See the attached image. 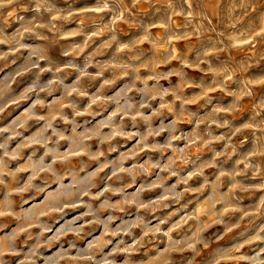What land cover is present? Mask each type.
<instances>
[{"label":"clouds","instance_id":"obj_1","mask_svg":"<svg viewBox=\"0 0 264 264\" xmlns=\"http://www.w3.org/2000/svg\"><path fill=\"white\" fill-rule=\"evenodd\" d=\"M144 4L155 8L148 18L134 11ZM29 9L36 15L20 14ZM121 25L134 31L125 38ZM74 36L83 39L60 46L64 62L52 59V44ZM32 37L36 42H25ZM0 45H7L0 72L17 64L9 57L27 53L0 77V116L32 100L0 127V264H118L120 255V264H197L205 249L200 264H264V223L251 233L244 224L264 208V194L255 208L244 196L264 193V95L255 92L264 72L250 71L264 62V0H95L81 8L68 0H0ZM33 70V81L14 94L16 79ZM44 73L48 79L40 80ZM214 91L231 99L214 103ZM200 100L207 111L191 107ZM246 107L247 118L237 122ZM32 120L43 123L25 136ZM193 146L210 155L202 158ZM14 160L21 162L12 168ZM213 225L221 229L205 235ZM237 229L230 246L213 247ZM253 245L251 255L244 252ZM54 247L51 255L41 251ZM141 249L144 258L133 260ZM176 253L191 255L177 261Z\"/></svg>","mask_w":264,"mask_h":264},{"label":"rangeland","instance_id":"obj_2","mask_svg":"<svg viewBox=\"0 0 264 264\" xmlns=\"http://www.w3.org/2000/svg\"><path fill=\"white\" fill-rule=\"evenodd\" d=\"M68 2L73 3L74 7H76V8H81L84 5L93 4L95 2V0H68ZM56 3H57V6H62V5L65 4V0H56ZM156 7H160V8L163 9L164 5L163 4H159V5H156ZM219 7L222 9L224 7L223 3H221L219 5ZM134 11H138L140 15L144 16L145 18H148V17L152 16L153 12L155 11V8L153 6H151V5L144 4L142 6H138V9H136ZM20 14L24 15L26 18H31V17L36 15V13H34L31 9H29L28 12H21ZM75 23H76L75 21H72L70 25H66L65 27L66 28L67 27H74ZM90 23H92V21L87 20V19L85 20V24L86 25L90 24ZM17 27H18V24L13 22L11 27L8 29V33L9 34L12 33L13 30L15 28H17ZM133 31H134V29H129L127 25H121V34L125 38ZM82 39H83L82 36H74V37H70L67 40H61L58 43L52 44L51 48L49 49L50 54H51V58L62 64L64 62L65 58H63V57H61L59 55L60 46L61 45L71 44L74 41L78 42V41H81ZM25 42L33 43V42H36V41H35V38L32 37L31 39L26 38ZM98 42L99 41H97V43ZM41 43H47V42H41ZM182 43L183 42H181V44ZM145 46L147 47V45H145ZM245 47H250V46L246 45ZM6 48H7V45H0V49H6ZM91 50L92 49L89 48L84 53V55L86 56L88 54V52H90ZM241 54H243V53H241ZM26 55H27V53L25 52L23 54L17 53L16 56L9 57V59H16L17 60V64L16 65H10L8 68H5L3 72H0V77H3L5 73L12 71V69L17 67V65L22 64L24 62V56H26ZM79 59L83 60V56H81ZM46 63H47L46 61L41 62V67H44ZM35 71H37V70H33V72H28L25 75L20 76V77H18L16 79L15 84L12 85V90H13L14 94H18V93L22 92L25 89V87L33 81V79L35 78V76H34ZM90 71H95V69H90ZM250 71L251 72H264V62H261V64L259 66H257V67H253ZM49 75H50V73H44L42 76H40V80L48 79ZM74 75H75L74 73L69 75L68 82H71V80L74 78ZM193 75L198 78L200 76V73H193ZM173 79L175 80L176 78H173ZM97 83H98V81H93L92 82V88L93 89H94V87H95V85ZM232 87H234V85H232ZM188 91L191 92V91H193V89H189ZM255 92H256V96L264 95V85L255 86ZM42 95H46V94H42ZM55 95H58V93H55ZM210 95L213 97V102L214 103L223 102V103L226 104L231 99V97H229L224 91H214V92L210 93ZM49 99H51V98L49 97ZM31 103H32V100L29 99V100L21 101L20 104L10 107L2 116H0V127H3L4 125H6V124L10 123L12 120H14L16 117L20 116V114L23 113L24 110L26 108H28V106ZM202 104H204V100H200L199 103L194 104L191 107L193 109H200L201 112L207 111V109H201L200 108V106ZM46 111H47L46 109H37L38 113H44ZM247 115H248V107L245 108L244 112L237 114V122H239L240 119L247 118ZM86 118L87 119H91V117H86ZM170 118H171V114H169V119ZM229 118H231V117H229ZM41 123H43V122H37L35 120L29 121L28 130L24 132V135L25 136H29L32 132H34L36 130V128L39 127V125ZM57 123H59V121H57ZM180 127L182 129H184V130H190L192 125L190 123H181ZM21 131H23V130H21ZM215 131H216L217 134H220L221 132H225L227 130L226 129H216ZM243 135L244 136H248L249 138L251 137V133L250 132H245ZM158 139H160L162 141L163 137H160ZM239 139H241V137H237V140H239ZM18 141H19V138H17L16 140H13L12 143H11V148H15L17 143H18ZM250 142H251V140L249 139V144H250ZM93 143H95V142H93ZM125 143L128 146H131L132 144L135 143V141L134 140H129V141H126ZM249 144H245L243 147L246 149V148L249 147ZM214 147H216L217 150H220L223 147V144L222 143L221 144H216V145H214ZM193 150H194V152L196 154L201 155L202 158H207L210 155V153L207 150V147H205L201 151L197 146H193ZM29 152H31L30 148L25 150L24 155L27 156V154ZM148 154L149 153H143L139 157H137V159L143 161ZM113 155H115V154H113ZM152 155L155 157V156H158L159 154L158 153H152ZM167 155H171V153H168ZM165 158H167V156ZM236 159H237V157L233 156L231 160H227L226 166L230 167ZM262 159H264V158H262ZM20 162L21 161H15V160L11 161L10 166L12 168H15L17 163H20ZM128 163L131 164L132 161L130 160V161H128ZM241 167H243V165H241ZM208 172H210V173L211 172H215V169H209ZM26 175H27V173H22L21 174V176H26ZM141 179H143V178H141ZM175 181H176V177H171L168 180V184H173V183H175ZM248 182L249 183H253V184L258 183L259 182V178H257V180H250L249 179ZM138 183H139V180H138ZM191 183L193 185H196V184L199 183V180L198 179L193 180ZM128 191L129 192H134L135 188H129ZM159 192H160V189H156L154 192H146L144 194V197L148 198L150 196H155ZM262 194H264V193H261L259 191H254V192H251V193H245L244 194V196H245V204L252 205V207L255 208L257 199ZM2 195H3V190L0 189V197H2ZM190 198L191 197L189 195H186L184 200L186 201V200H188ZM112 199L113 200H118L119 197H113ZM181 203H184V201H181ZM195 203H196V201L193 200V204H190L188 206L189 210H191L193 208ZM174 207H179V206H174ZM80 211H83V209H77L75 212L70 211L68 213V215H69V217H71L72 215H75V214L79 213ZM129 211H134V209H130ZM167 211H169V210H165V212H167ZM205 211H206V209H204V208L199 209V212H200V214L202 216H203ZM127 214H128L127 212L119 213V215H121V216H126ZM156 215H161V213H157ZM232 215L233 216H238L239 213H234ZM7 219L9 221H11L10 217L7 218ZM45 219H55V217L54 216L53 217H45ZM248 219H252V223L251 224L248 223ZM12 223H15V222L12 221ZM262 223H264V208H262L260 210V213L254 219L252 217H249L244 222V224L247 226V228L249 230V233L254 231L256 229L257 225L262 224ZM220 229H221V225H213L211 228H209L206 231L205 235H208V234H210L212 232L219 231ZM36 231H38V229H33V232H36ZM239 231H240V229H237L236 231H234L232 233H229L227 236L224 237L223 240H220L218 242V244L213 245V247L223 246V247L227 248L228 246L231 245V243L233 242V237H235L237 232H239ZM99 232H100V229H97L96 235H99ZM21 239H23V237H21ZM110 247L111 246H109V248ZM254 247H255V245H253L251 248L246 247L244 249V252L249 253V255H251L252 254V248H254ZM107 250L108 249L106 248L105 251H107ZM41 251L44 252L45 255H51L52 252L55 251V247L53 249H41ZM210 251H211V249L203 250L200 253V255L197 257V264H200V261L205 260L206 257L209 255ZM144 254H145L144 249H141L139 253H134L132 255V259L133 260L143 259L144 258ZM149 255H151V253H149ZM174 255H175V258L177 259V261H179L181 256H188V255H191V253H182V254L181 253H176ZM6 258L12 259V260L16 259L15 257H6ZM116 259L118 261V264H120V262H122V260L124 259V256L123 255L117 256ZM40 264H43V262L41 261ZM221 264H243V262H236V261L231 260V259H225V260L221 261Z\"/></svg>","mask_w":264,"mask_h":264}]
</instances>
